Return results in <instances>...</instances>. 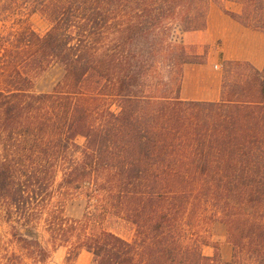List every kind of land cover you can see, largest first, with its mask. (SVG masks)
Here are the masks:
<instances>
[{"label": "trees", "instance_id": "obj_1", "mask_svg": "<svg viewBox=\"0 0 264 264\" xmlns=\"http://www.w3.org/2000/svg\"><path fill=\"white\" fill-rule=\"evenodd\" d=\"M212 4L264 34V0H0V221L19 248L2 264H49L60 247L63 264L81 251L91 264H264V62L224 61L216 101L179 96L184 67L203 63L184 36ZM53 66L61 79L34 92ZM55 195L81 196L82 216ZM203 210L225 226L227 262L193 233Z\"/></svg>", "mask_w": 264, "mask_h": 264}, {"label": "rangeland", "instance_id": "obj_2", "mask_svg": "<svg viewBox=\"0 0 264 264\" xmlns=\"http://www.w3.org/2000/svg\"><path fill=\"white\" fill-rule=\"evenodd\" d=\"M222 8L232 12H237L239 10L238 6L228 2H224ZM30 21L32 27L39 33H43L48 27L47 23L38 16L31 17ZM1 27L2 23L0 22V30ZM244 31L250 34L246 35ZM263 38L264 34L242 27L226 16L219 6L212 4L208 10L206 28L203 31L188 34L183 40L187 47L202 57V64L206 65L208 70L211 71L212 74L217 75L221 81L224 73L223 62L226 60L246 61L242 60V58L250 52L248 43L250 44L252 42L262 45ZM229 54H236L240 57H232L229 56ZM215 66H217V68H215ZM62 74L63 72L59 67H50L35 80L33 86L34 92H51L56 83L61 79ZM76 142L81 145L83 139L78 138ZM57 181H59V176ZM53 201L63 205L64 214L66 216L74 219L82 216L85 202L81 196L64 199L63 197L55 195ZM210 213L211 212L208 210L201 211L197 214V218L192 224L193 233L196 232L206 239L209 238V232L212 230V225L215 223L210 220ZM103 226L126 239L133 238L134 231L132 226L119 219L110 218ZM215 231L217 232V230ZM38 232L42 244L47 246L45 242L47 236L42 233L41 228L38 229ZM209 242L210 244L213 243L211 241ZM13 252H19L18 245L11 239L9 226L0 221V264H2L3 254H10ZM65 253L66 249L63 247L52 251L48 263L63 264ZM74 264H91V254L86 251H81L75 259Z\"/></svg>", "mask_w": 264, "mask_h": 264}, {"label": "crops", "instance_id": "obj_3", "mask_svg": "<svg viewBox=\"0 0 264 264\" xmlns=\"http://www.w3.org/2000/svg\"><path fill=\"white\" fill-rule=\"evenodd\" d=\"M244 33L246 35L250 34L247 31H244ZM248 45L250 52L247 53L242 60H246L256 68H260L264 62V38L262 39V45L252 42L250 44L248 43ZM229 56L240 57L236 54H229ZM220 89V78L217 75L212 74L206 65L194 64L186 65L184 67L179 93L180 99L192 101H216L219 99ZM215 230H217V232ZM208 240L218 244V251L222 261L227 262L230 260L232 248L226 242V229L223 224L215 222L212 225ZM202 252L206 256H212L214 254V249L209 245H205L202 246Z\"/></svg>", "mask_w": 264, "mask_h": 264}, {"label": "built area", "instance_id": "obj_4", "mask_svg": "<svg viewBox=\"0 0 264 264\" xmlns=\"http://www.w3.org/2000/svg\"><path fill=\"white\" fill-rule=\"evenodd\" d=\"M215 68H217V66H215Z\"/></svg>", "mask_w": 264, "mask_h": 264}]
</instances>
